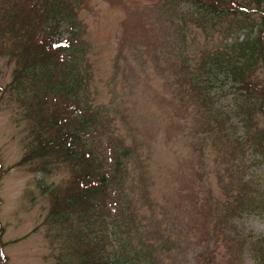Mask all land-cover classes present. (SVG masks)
I'll return each instance as SVG.
<instances>
[{"label":"rangeland","instance_id":"374dc122","mask_svg":"<svg viewBox=\"0 0 264 264\" xmlns=\"http://www.w3.org/2000/svg\"><path fill=\"white\" fill-rule=\"evenodd\" d=\"M182 10L197 11L188 5ZM141 14L128 10L125 0L122 5L91 0L89 8L80 13L86 24L87 53L78 68L92 71L93 77H89L87 89L80 90L79 98L92 113L91 118L99 123L96 131L103 140L101 147L107 162L113 150L122 164L117 190L120 211L99 216L106 232H114L108 234L104 246L116 253L118 243L126 240L130 254L135 248L145 250L143 240L153 244L154 257L162 259L163 264H174L171 254L177 256V262L181 260L180 264H196L194 246L189 245L183 253L177 251V246L168 250L162 246L168 245L165 237L173 240L172 245L191 244L190 239H184L194 233L195 224L209 227V215L203 218L200 212L204 195L209 196L211 211L215 212V205L224 202V192L235 197L241 181L250 179L251 185H261L258 183L264 181V163L252 164L254 157L245 150L244 154H237L238 161H233L238 168L231 167L221 174L222 164L217 159L225 148L213 150L214 133L203 134L195 129H201L223 112L239 111L236 90L229 81L222 84L224 73L214 69L212 73L217 78L210 75L214 105H199L186 95L180 101L176 81L165 73L164 56L173 59L169 47L180 48L185 54L182 58L192 65L197 58L192 48L203 49L198 51L202 56L210 47H229L236 38L245 36L235 33L225 39L215 34L206 42L203 32L188 23L184 38L173 31L167 36L168 46L162 47L143 30ZM253 18L259 22L257 15ZM152 25L156 29V21ZM0 44V163L5 169L0 180V243L8 257L6 264H78L69 246V228L77 229L76 216L59 224L49 215L52 192L60 193L67 187L71 171L56 155L30 156L36 143L28 107L32 100L27 93L29 76L22 78L19 85L13 82L16 60L1 50V40ZM169 67L174 71L172 64ZM251 75V80L264 86L262 61ZM256 101L252 97L251 105ZM252 117L258 128H264L261 111ZM233 121L238 122L235 118ZM213 130L218 134L216 126ZM237 133H243L242 126ZM200 140L204 152L195 155L193 144ZM227 143H232L230 136ZM232 223L235 227L229 231H239L246 241L240 263L261 264L259 250L263 244H258V240L264 238V212L243 213L234 217ZM216 250L218 258L219 249Z\"/></svg>","mask_w":264,"mask_h":264},{"label":"trees","instance_id":"16d2710c","mask_svg":"<svg viewBox=\"0 0 264 264\" xmlns=\"http://www.w3.org/2000/svg\"><path fill=\"white\" fill-rule=\"evenodd\" d=\"M105 1L122 5L124 0ZM125 4L134 13L142 12L139 17L143 30L162 47L168 46L167 36L173 31L184 38L189 31L188 23L203 32L206 42L215 34L225 39L235 33L244 34V38H236L229 47H210L202 56L198 51L203 49L192 48L197 56L196 63L192 65L182 58L185 55L182 49L169 47L168 53L173 59L164 56L167 62L165 73L171 74L176 81L174 85L177 93L181 94L180 101L186 95L188 99L208 107L210 103L214 105L216 98L211 89L214 85L210 75L216 79V73L212 71H222L221 83L231 82L230 86L236 90L239 100L236 102L239 111L223 112L195 131L203 134L213 132L216 139L213 150L225 148L217 159L222 164L221 174L231 167L238 168L233 161H238L237 154H244L245 150H250L254 157L252 164L264 163V128H258L252 117L258 111L264 115V86L251 80L252 70L258 63L262 61L264 66V0H125ZM89 5L91 0H0L1 50L16 60L13 82L19 85L22 78L29 76L27 89L30 90L27 93L32 100L28 107L36 143L30 156L56 155L71 171L67 187L60 193L52 192L49 215L59 224L68 221L72 215L76 216L77 229L69 228V246L78 264H138L140 261L163 264L162 259L154 257L150 242L141 240L145 250L135 248L130 254L125 247L126 240L118 243L116 253H110L104 246L108 234L114 232H106L99 216L111 215V210H115L114 213L120 211L117 190L121 184L122 164L113 150L110 162H107L101 147L103 140L96 131L99 123L91 118L92 113L79 98L80 90L85 91L89 77H93L92 71L86 68L79 71L78 68L79 63L86 60L87 53L86 24L80 13ZM184 5L195 7L197 11L184 13ZM253 15L259 17V22ZM153 21H156V29ZM122 24L125 25V20ZM170 64L175 67L174 71ZM252 97L257 100L253 105ZM215 126L219 135L213 130ZM240 126L243 129L241 134L237 133ZM229 136L232 143H227ZM202 143L200 140L193 144L195 155L204 152ZM3 174L5 169L0 163V180ZM258 184L262 186L251 185L250 179L241 181L236 196L232 198L226 190L224 202L217 203L222 212L217 204L215 212H212L209 196L204 195L200 212L203 218L209 215V227L205 229L195 224L194 233L184 239H190L191 244L180 242L172 245L173 240L167 236L165 241L168 245L162 246L168 250L177 246L181 253L189 245L194 246L196 264H241L246 241L240 237L239 231L230 232L229 228L235 227L232 223L234 217L248 212H264V181ZM251 191L257 194L252 195ZM181 237L183 239L184 236ZM207 242L211 245L207 246ZM258 244H263L259 250V261L264 264V238L258 240ZM3 246L0 243V264H6L8 260ZM216 249H219L218 258ZM171 257L172 263L180 264L181 260L177 262L175 254Z\"/></svg>","mask_w":264,"mask_h":264},{"label":"bare ground","instance_id":"6f19581e","mask_svg":"<svg viewBox=\"0 0 264 264\" xmlns=\"http://www.w3.org/2000/svg\"><path fill=\"white\" fill-rule=\"evenodd\" d=\"M253 83V82H252Z\"/></svg>","mask_w":264,"mask_h":264}]
</instances>
